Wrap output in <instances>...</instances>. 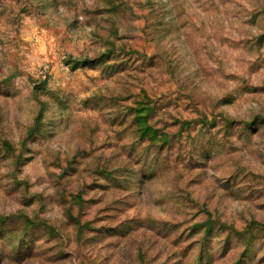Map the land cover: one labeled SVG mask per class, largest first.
<instances>
[{"label":"rangeland","instance_id":"obj_1","mask_svg":"<svg viewBox=\"0 0 264 264\" xmlns=\"http://www.w3.org/2000/svg\"><path fill=\"white\" fill-rule=\"evenodd\" d=\"M0 264H264V0H0Z\"/></svg>","mask_w":264,"mask_h":264},{"label":"water","instance_id":"obj_2","mask_svg":"<svg viewBox=\"0 0 264 264\" xmlns=\"http://www.w3.org/2000/svg\"><path fill=\"white\" fill-rule=\"evenodd\" d=\"M36 86H39L38 84Z\"/></svg>","mask_w":264,"mask_h":264}]
</instances>
